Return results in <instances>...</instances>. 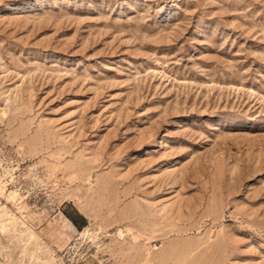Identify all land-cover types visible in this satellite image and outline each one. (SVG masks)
<instances>
[{
	"label": "rangeland",
	"instance_id": "374dc122",
	"mask_svg": "<svg viewBox=\"0 0 264 264\" xmlns=\"http://www.w3.org/2000/svg\"><path fill=\"white\" fill-rule=\"evenodd\" d=\"M0 264H264V0H0Z\"/></svg>",
	"mask_w": 264,
	"mask_h": 264
},
{
	"label": "crops",
	"instance_id": "0c3cea01",
	"mask_svg": "<svg viewBox=\"0 0 264 264\" xmlns=\"http://www.w3.org/2000/svg\"><path fill=\"white\" fill-rule=\"evenodd\" d=\"M76 212H73V213H63L64 216L67 218V220L69 221L71 227L75 228V229H80L82 228L84 225H85V218L77 211L75 210ZM75 229L72 230L73 231H76ZM71 238V234H69L68 236L65 237L66 240V243L70 240ZM65 239L63 240V242L60 244L62 245L65 241Z\"/></svg>",
	"mask_w": 264,
	"mask_h": 264
},
{
	"label": "bare ground",
	"instance_id": "6f19581e",
	"mask_svg": "<svg viewBox=\"0 0 264 264\" xmlns=\"http://www.w3.org/2000/svg\"><path fill=\"white\" fill-rule=\"evenodd\" d=\"M66 240H67V239H65L64 243H63L62 245H59V246H63V245L66 243Z\"/></svg>",
	"mask_w": 264,
	"mask_h": 264
}]
</instances>
